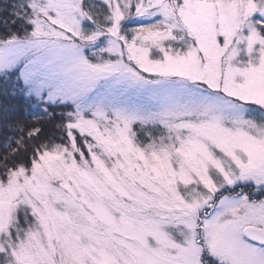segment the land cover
Wrapping results in <instances>:
<instances>
[{"label": "snow or ice", "instance_id": "1", "mask_svg": "<svg viewBox=\"0 0 264 264\" xmlns=\"http://www.w3.org/2000/svg\"><path fill=\"white\" fill-rule=\"evenodd\" d=\"M0 264H264V0H0Z\"/></svg>", "mask_w": 264, "mask_h": 264}]
</instances>
